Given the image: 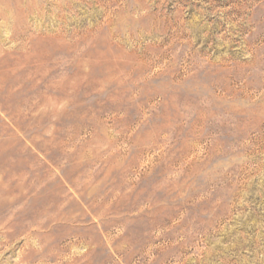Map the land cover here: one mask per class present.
<instances>
[{
    "label": "rangeland",
    "instance_id": "obj_1",
    "mask_svg": "<svg viewBox=\"0 0 264 264\" xmlns=\"http://www.w3.org/2000/svg\"><path fill=\"white\" fill-rule=\"evenodd\" d=\"M58 2L0 0V264H264V0Z\"/></svg>",
    "mask_w": 264,
    "mask_h": 264
},
{
    "label": "bare ground",
    "instance_id": "obj_2",
    "mask_svg": "<svg viewBox=\"0 0 264 264\" xmlns=\"http://www.w3.org/2000/svg\"><path fill=\"white\" fill-rule=\"evenodd\" d=\"M55 1H57V0H55ZM13 2V1H12ZM45 2H46V0H45ZM8 3H9V1H8ZM61 3H62V0H61ZM61 3H59L58 2V5H57V7H59V9L61 10L62 8H63V6H64V4H66L67 5V3L66 2H63V4H61ZM20 5V4H19ZM26 5V4H25ZM29 5V4H28ZM70 6V5H69ZM15 7V6H14ZM39 7H40V5H39ZM22 8V7H21ZM6 9V8H5ZM17 9H19V8H17ZM23 9V8H22ZM21 9V10H22ZM24 10V9H23ZM27 10V9H26ZM33 10H34V8H33ZM32 9H31V11H33ZM19 11H20V9H19ZM62 11V10H61ZM2 12V11H1ZM5 12V11H4ZM30 12V11H29ZM23 13H25L24 11H23ZM18 14H21L20 12L18 13ZM27 14V13H26ZM31 14V13H30ZM1 15V14H0ZM28 15V14H27ZM21 16H22V14H21ZM20 16V17H21ZM26 16V15H25ZM17 19V18H16ZM19 27V26H18ZM75 34V33H74ZM61 37V36H60ZM15 38V37H14ZM43 38H45V37H43ZM16 39V38H15ZM19 58V57H18ZM173 67V66H172ZM26 109V108H25ZM52 219V218H51ZM56 220V219H55ZM35 223V222H34ZM43 223V222H42ZM41 223V224H42ZM4 239V238H3ZM42 240H43V238H42ZM35 254V253H34ZM48 256V255H47Z\"/></svg>",
    "mask_w": 264,
    "mask_h": 264
}]
</instances>
